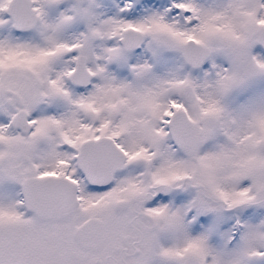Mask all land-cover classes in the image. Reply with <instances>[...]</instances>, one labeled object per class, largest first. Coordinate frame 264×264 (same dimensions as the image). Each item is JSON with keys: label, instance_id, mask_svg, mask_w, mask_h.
I'll list each match as a JSON object with an SVG mask.
<instances>
[{"label": "snow or ice", "instance_id": "1", "mask_svg": "<svg viewBox=\"0 0 264 264\" xmlns=\"http://www.w3.org/2000/svg\"><path fill=\"white\" fill-rule=\"evenodd\" d=\"M0 264H264V0H0Z\"/></svg>", "mask_w": 264, "mask_h": 264}]
</instances>
